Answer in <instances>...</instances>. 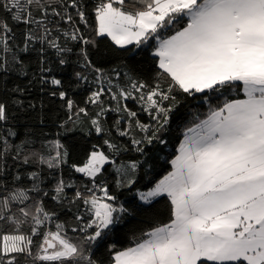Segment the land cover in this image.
Masks as SVG:
<instances>
[{
    "label": "snow or ice",
    "instance_id": "obj_1",
    "mask_svg": "<svg viewBox=\"0 0 264 264\" xmlns=\"http://www.w3.org/2000/svg\"><path fill=\"white\" fill-rule=\"evenodd\" d=\"M92 11L86 35L87 0H0V264H101L102 248L109 264H264V0H97ZM104 38L127 71L93 61ZM149 49L152 83L136 66ZM65 67L94 110L69 98L57 75ZM36 85L65 109L55 137L43 117L39 132L28 122ZM225 93L236 95L190 114L171 170L136 187L152 175L148 150L167 145L182 103ZM77 135L102 140L82 163L65 142ZM129 150L138 155L121 160ZM66 167L88 183L65 179ZM108 168L138 206L118 202L101 179ZM165 197L168 223L130 227ZM125 228L129 242L117 248Z\"/></svg>",
    "mask_w": 264,
    "mask_h": 264
},
{
    "label": "trees",
    "instance_id": "obj_2",
    "mask_svg": "<svg viewBox=\"0 0 264 264\" xmlns=\"http://www.w3.org/2000/svg\"><path fill=\"white\" fill-rule=\"evenodd\" d=\"M97 0H87V11L89 16V27L85 28L84 25H80L81 29L84 31L86 35L91 34V26H94V14H93V6ZM64 28H69L70 26L65 24ZM61 43L64 41L61 40ZM69 47H74V45L70 42ZM78 50V46H75ZM99 49V53L92 57L93 61L98 65L102 66L105 72L112 74L113 70L115 71H127L125 65L128 63L127 60L122 59L116 55L111 53L112 45L110 40L104 38L99 40L97 45ZM150 56V49L146 50L141 56L136 57V66L139 70V75L141 78L148 83H152L153 73L150 70L151 60L148 59ZM75 56H73V59ZM148 59L147 63H141ZM72 67H65L60 69L57 72V75L62 76L66 82L70 84L69 87V98L75 100L76 104L80 107L87 106L89 110H94L92 105H85L86 93L83 89L77 88L74 85H71L72 79ZM94 87V85H92ZM235 93H225L224 96H218V94H210L209 102L206 103L203 98L198 97L197 99H188L186 102L182 103L179 111L173 115L170 131L168 136L166 137L168 143L166 146L155 145L148 150V155L151 157L150 163L152 164V175L150 177L141 179L136 187H143L147 181L150 180H158L163 175H165L168 171L171 170L170 161L176 155V148L179 145L181 136V128L183 124L187 122L190 118V114L193 112H199L201 116L208 111L209 103L212 106L219 105L223 102L224 98H235ZM107 99V97H105ZM34 103L36 104V109L32 111V116L29 119V123L34 125V131H41V127L39 124L40 118L43 117L45 119V126H43L42 131L48 137H55L57 133V122L65 118V109L61 107L62 102L58 98H52L47 95L44 91H41L39 85H36L31 90V94L25 100V103ZM129 106L136 110L142 120L148 122V117L146 114L140 111V106L132 101H129ZM15 115V113H13ZM114 114H109L108 120L111 123ZM137 138H139L137 136ZM119 143L124 146H127L131 149L130 139L128 137L120 138L117 137ZM67 144L71 146L72 151V160L76 163H82L86 156L85 150L92 143L100 144L102 140L99 137L93 135L92 137L85 140L83 136L77 135L73 139H69L65 141ZM138 154L134 151L129 150L125 152L120 159L121 160H130L137 156ZM64 177L65 179H71L74 183L80 185L81 183H88L86 179H82L80 174L73 173L67 167L64 169ZM108 185L112 192V194L116 195L118 198V202L124 204L126 207H129L130 210L138 206L139 202L135 195V189H116L114 186V180L112 176V169L108 168L105 176L101 178ZM99 195V193H97ZM49 205L52 204L51 201H48ZM135 220L133 224L130 226L135 229H147L151 226L166 224L170 220V204L167 198H160L157 202H154L151 207H149L146 211H136L134 213ZM71 235V233H69ZM130 238L129 229L125 228L120 230L115 239H117V248L124 247L128 244ZM96 258L101 262V264H109L110 254L106 248H102L96 252Z\"/></svg>",
    "mask_w": 264,
    "mask_h": 264
}]
</instances>
